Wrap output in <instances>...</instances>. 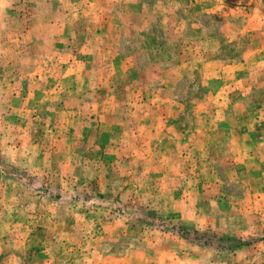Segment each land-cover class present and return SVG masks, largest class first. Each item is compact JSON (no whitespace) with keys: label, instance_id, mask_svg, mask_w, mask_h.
<instances>
[{"label":"rangeland","instance_id":"374dc122","mask_svg":"<svg viewBox=\"0 0 264 264\" xmlns=\"http://www.w3.org/2000/svg\"><path fill=\"white\" fill-rule=\"evenodd\" d=\"M0 264H264V0H0Z\"/></svg>","mask_w":264,"mask_h":264}]
</instances>
